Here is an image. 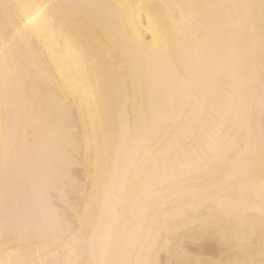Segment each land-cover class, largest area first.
<instances>
[{
    "label": "bare ground",
    "instance_id": "bare-ground-1",
    "mask_svg": "<svg viewBox=\"0 0 264 264\" xmlns=\"http://www.w3.org/2000/svg\"><path fill=\"white\" fill-rule=\"evenodd\" d=\"M102 258L264 264V0H0V264Z\"/></svg>",
    "mask_w": 264,
    "mask_h": 264
},
{
    "label": "snow or ice",
    "instance_id": "snow-or-ice-1",
    "mask_svg": "<svg viewBox=\"0 0 264 264\" xmlns=\"http://www.w3.org/2000/svg\"><path fill=\"white\" fill-rule=\"evenodd\" d=\"M5 7H9L8 5H6ZM14 7H17V8H24L26 7L25 5L23 4H18V5H15ZM69 235H72V233H69ZM75 238L77 240H83L85 239V237H83V234L82 233H76L75 235ZM69 264H83L82 261H70ZM94 264H121V262H118V261H110L106 258H102L98 261H95Z\"/></svg>",
    "mask_w": 264,
    "mask_h": 264
}]
</instances>
